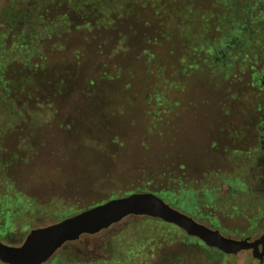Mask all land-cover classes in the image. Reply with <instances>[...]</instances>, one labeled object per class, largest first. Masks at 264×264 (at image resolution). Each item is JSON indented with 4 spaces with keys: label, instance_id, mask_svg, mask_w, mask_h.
Returning a JSON list of instances; mask_svg holds the SVG:
<instances>
[{
    "label": "rangeland",
    "instance_id": "374dc122",
    "mask_svg": "<svg viewBox=\"0 0 264 264\" xmlns=\"http://www.w3.org/2000/svg\"><path fill=\"white\" fill-rule=\"evenodd\" d=\"M77 1L42 0V23H76L65 32L38 33L27 46L14 28L6 43L1 37L0 240L19 245L33 228L132 192L153 193L225 236H260L264 0H190L180 47L169 32L152 43L120 42L121 12L102 16L105 0L72 9ZM138 1L106 2L133 9ZM10 2L24 0H0V10ZM108 16L115 29L97 26ZM45 264L264 260L128 216L65 244Z\"/></svg>",
    "mask_w": 264,
    "mask_h": 264
},
{
    "label": "water",
    "instance_id": "95a60500",
    "mask_svg": "<svg viewBox=\"0 0 264 264\" xmlns=\"http://www.w3.org/2000/svg\"><path fill=\"white\" fill-rule=\"evenodd\" d=\"M128 216H145L173 224L188 236L198 238L206 246L236 255L251 249L260 262L264 259V231L250 237L234 239L199 223L188 214L170 206L150 192H134L107 200L54 223L31 229L19 245L5 244L0 240V262L4 264H44L65 243L82 235L96 234Z\"/></svg>",
    "mask_w": 264,
    "mask_h": 264
},
{
    "label": "trees",
    "instance_id": "16d2710c",
    "mask_svg": "<svg viewBox=\"0 0 264 264\" xmlns=\"http://www.w3.org/2000/svg\"><path fill=\"white\" fill-rule=\"evenodd\" d=\"M84 1L86 0H78L76 6L72 9L80 5L83 6L82 2ZM98 1L101 2V0ZM106 1L107 0L99 6V9L102 8L103 10L101 13L102 16L106 15L108 12L107 8H109L112 9L108 12L109 14L111 12L117 14L116 12L118 11L121 12L118 15L124 17L123 23L125 24L122 28L123 34L118 33V36H120L118 41L124 43L128 42L131 37H137L138 39L140 38L139 43L142 41L152 43V41H156L158 38H165V32H169L176 37L174 40L175 43L179 42L176 43L177 47L183 45L185 31L181 26L184 19L181 11L183 6L187 5L190 0H139L133 5V9L130 7L131 4L129 3H125L122 7L119 5V9L117 5H114V2L107 3ZM61 2L63 3L64 1ZM108 4H110V6H108ZM42 6V0H24L22 5L10 2V4L3 6L0 10V47L1 44L3 45V39L1 41V37L4 38L5 36L4 42L6 43L9 38H7V36L12 35L14 32H11L13 28L16 30L14 35H17L12 36H21V42L27 46L29 44L28 41H33L38 33L51 35L61 30L65 32V30L76 26V23L74 21H69L68 18H65L66 16H64L66 21L64 20L58 23L56 20H53L48 23H42L40 18H43V12H45V9H42ZM127 9L129 11H127ZM143 15L148 16V22L155 24L154 27H148L149 24L147 21L140 20L139 16L142 17ZM96 22L99 24L97 26H101L102 28L105 26L110 27V29L111 27H114L115 29L116 27V24H113L114 21H111L109 16L107 20L106 18L99 17ZM135 23H141L145 29L138 30ZM150 32L151 34L148 35ZM23 36H25V39Z\"/></svg>",
    "mask_w": 264,
    "mask_h": 264
},
{
    "label": "crops",
    "instance_id": "0c3cea01",
    "mask_svg": "<svg viewBox=\"0 0 264 264\" xmlns=\"http://www.w3.org/2000/svg\"><path fill=\"white\" fill-rule=\"evenodd\" d=\"M138 217H140V216H138ZM143 217H144L145 219H152V220L156 219V218L145 217V216H143ZM156 220H157V219H156ZM158 220H159V221H162V220H160V219H158ZM162 222H164V221H162ZM165 223H167V222H165ZM115 224H116V223H115ZM168 224H170V223H168ZM113 225H114V224H113ZM172 225H173V224H172ZM111 226H112V225H111ZM111 226H110V227H111ZM108 228H109V227H108ZM108 228H106V229H108ZM103 230H105V229H103ZM103 230H102V231H103ZM100 232H101V231H100ZM98 233H99V232H98ZM98 233H96V234H98ZM92 235H95V234H92ZM82 236H83V235H82ZM82 236H81L79 239L75 240V241H71V242H67V243L76 242V241L80 240V239L82 238ZM194 238H195V237H194ZM117 240H118V239H117ZM200 241H201V240H200ZM67 243H65V244H67ZM118 243H119V242H118ZM65 244H64V245H65ZM121 244H122V243H121ZM64 245H63V246H64ZM204 245H205V244H204ZM63 246H62V247H63ZM205 246H206V245H205ZM62 247H61V248H62ZM206 247H207V246H206ZM58 250H59V249H58ZM56 253H57V252H56ZM56 253L53 255V257L56 255ZM222 253H223V252H222ZM224 254H225V253H224ZM121 255L123 256V252H121ZM226 255H228V254H226ZM112 259L114 260L115 258L112 257L111 260H112ZM117 259L120 260V257H117ZM263 260H264V259H263ZM89 261H91V260H89ZM44 264H45V263H44Z\"/></svg>",
    "mask_w": 264,
    "mask_h": 264
},
{
    "label": "flooded vegetation",
    "instance_id": "af4514ba",
    "mask_svg": "<svg viewBox=\"0 0 264 264\" xmlns=\"http://www.w3.org/2000/svg\"><path fill=\"white\" fill-rule=\"evenodd\" d=\"M133 193V192H132ZM128 194H131V193H128ZM128 194H125V195H128ZM125 195H121V196H119V197H122V196H125ZM113 198H118V196L117 197H112V198H109V199H107V200H110V199H113ZM107 200H105V201H107ZM104 201V202H105ZM101 203H103V202H101ZM98 204H100V203H98ZM98 204H96V205H98ZM93 206H95V205H93ZM92 207V206H91ZM88 208H90V207H88ZM87 209V208H86ZM82 210H85V209H82ZM82 210H80V211H82ZM80 211H78V212H80ZM78 212H75V213H73V214H71V215H74V214H76V213H78ZM71 215H69V216H71ZM247 250H251V249H247Z\"/></svg>",
    "mask_w": 264,
    "mask_h": 264
}]
</instances>
